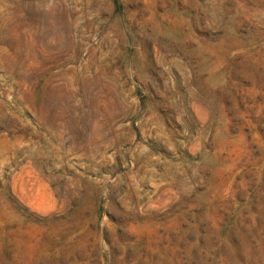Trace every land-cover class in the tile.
Wrapping results in <instances>:
<instances>
[{"label":"rangeland","instance_id":"1","mask_svg":"<svg viewBox=\"0 0 264 264\" xmlns=\"http://www.w3.org/2000/svg\"><path fill=\"white\" fill-rule=\"evenodd\" d=\"M0 264H264V0H0Z\"/></svg>","mask_w":264,"mask_h":264}]
</instances>
